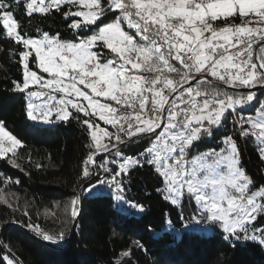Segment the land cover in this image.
<instances>
[{"label":"snow or ice","instance_id":"6c2138e0","mask_svg":"<svg viewBox=\"0 0 264 264\" xmlns=\"http://www.w3.org/2000/svg\"><path fill=\"white\" fill-rule=\"evenodd\" d=\"M21 9L27 17L61 13L75 42L47 32L22 34L15 18ZM0 25L23 48L22 78L12 84L27 98L28 118L85 125L83 177L96 172L99 179L97 169L107 174L100 183L127 205L121 210L144 211L127 201L123 177L148 166L161 179L157 192L165 201L181 209L193 205L192 215L179 217L185 229L205 220L232 246H264V227L257 224L264 218V185L247 174L237 145V138L253 142L264 160V99L256 91L264 93V0H0ZM229 121L236 136H223L219 150L201 152ZM141 144L134 156L124 152ZM22 146L0 122V158ZM78 203L79 197L70 201L73 219ZM167 224L175 231L171 220ZM28 227L44 241L65 238Z\"/></svg>","mask_w":264,"mask_h":264},{"label":"trees","instance_id":"16d2710c","mask_svg":"<svg viewBox=\"0 0 264 264\" xmlns=\"http://www.w3.org/2000/svg\"><path fill=\"white\" fill-rule=\"evenodd\" d=\"M64 10H68L67 6ZM15 18L21 33L29 37L39 38L47 32L75 41L76 34L55 10L27 17L21 9ZM103 22H109V18H103ZM22 50L0 25V122L23 144L15 155L0 158V236L8 250L0 244V264H8V260L13 264H127L129 260L131 264H264V246L255 242L232 246L208 221L193 222L185 229L179 217L181 212L185 217L192 215L193 205L185 203L181 209L165 201L157 192L161 179L148 166L135 168L123 177L127 201L143 205V212L121 210L127 205L118 204L107 184L100 183L109 178L102 170L97 169L99 179L96 172L84 178L83 161L89 153L86 145L90 139L86 126L74 119L53 124L32 121L27 116L25 94L13 91L12 80L22 78L18 57ZM30 66L44 75L34 64ZM257 92L264 99V93ZM225 135L236 136L230 121L202 143L200 151L220 149ZM237 145L247 174L256 186L264 185V160L254 143L237 138ZM144 146L133 145L124 152L134 156ZM102 156L113 159L108 154ZM13 161L18 166H13ZM83 185L81 213L64 246L75 220L70 214V201ZM168 220L175 231L168 226ZM29 224L52 235L63 232L65 238L61 245H49ZM257 224L264 227V218ZM137 241L143 248L137 247ZM125 252L130 256L124 257Z\"/></svg>","mask_w":264,"mask_h":264},{"label":"water","instance_id":"95a60500","mask_svg":"<svg viewBox=\"0 0 264 264\" xmlns=\"http://www.w3.org/2000/svg\"><path fill=\"white\" fill-rule=\"evenodd\" d=\"M259 89H256V91H258ZM101 155H105V154H101ZM99 157V156H98ZM97 157V158H98ZM84 186L85 185H83L80 189H79V191H78V194H77V197H79V203H78V215H77V217L75 218V220H74V222L72 223V225H71V228H70V231H69V233H68V236H67V239H66V242H65V244H64V246L68 243V241L70 240V238H71V234H72V230L74 229V227H75V224H76V221H77V219L79 218V215H80V213H81V193H82V189L84 188ZM11 224H13V223H11ZM23 229V228H22ZM25 230V229H24ZM0 233H1V231H0ZM43 242H45V243H48L49 245L50 244H52V245H54V246H57L56 244H54V243H51V242H48V241H43ZM0 244H1V246H2V248L6 251V252H8V250L6 249V247L4 246V244L2 243V241H1V236H0ZM62 244V242H60V244L59 245H61ZM19 264H21V262H19Z\"/></svg>","mask_w":264,"mask_h":264},{"label":"rangeland","instance_id":"374dc122","mask_svg":"<svg viewBox=\"0 0 264 264\" xmlns=\"http://www.w3.org/2000/svg\"><path fill=\"white\" fill-rule=\"evenodd\" d=\"M46 2H50V0H46ZM73 10H75V9H73ZM237 23H239V21L237 20L236 21ZM221 22L220 21H217V24H220ZM2 26V25H1ZM253 26H255V25H253ZM4 33L6 34V32H5V30H4ZM73 42H75V41H73ZM44 75H46V74H44ZM27 99V98H26ZM35 122H37V121H35ZM101 125V124H100ZM101 127H110V126H108V125H106V126H101ZM109 130H112V129H109ZM219 150V149H218ZM207 151H210V150H207ZM207 151H205V152H207ZM9 154H11V152H8L5 156H7V155H9ZM4 156V157H5ZM2 200H4L5 201V197H4V195L2 194ZM78 206V205H77ZM77 209H78V207H77ZM61 242V241H60ZM60 242H58V243H54V244H56L57 246L60 244Z\"/></svg>","mask_w":264,"mask_h":264}]
</instances>
